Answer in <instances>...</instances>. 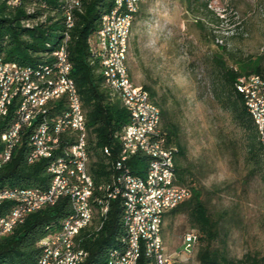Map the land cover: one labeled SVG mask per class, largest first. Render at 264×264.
<instances>
[{"label":"trees","instance_id":"trees-1","mask_svg":"<svg viewBox=\"0 0 264 264\" xmlns=\"http://www.w3.org/2000/svg\"><path fill=\"white\" fill-rule=\"evenodd\" d=\"M203 1L187 0L188 8L197 4L207 8ZM113 3L114 0H81L80 8L72 12L73 25L69 28L66 23V0H20L17 5L11 4L9 0H0V56L5 60L31 67L52 65V52L61 45L66 33L69 35L67 50L72 65L71 77L86 114L88 173L95 184L93 219L76 237L78 248L88 253L81 264H107L110 253L123 248L126 238L121 199L111 201L104 215L102 206L96 203L104 197L99 187L109 185L117 172L114 163L119 154V134L129 120V114L120 100L104 86L100 64L93 54L94 33L102 16L114 7ZM213 64L216 74L213 97L220 108L230 113L233 122L246 137L245 159L250 166L248 177L259 176L264 180V147L245 107L243 95L235 87L236 80L242 76L264 77V55L232 57L231 62L227 63L224 54L220 53L214 56ZM145 89L154 98V92ZM153 100L161 108L155 98ZM62 105L61 102L53 103L50 115L59 112ZM160 110L162 122L164 111L162 108ZM161 126L168 145L177 149L174 159L177 182L186 186L185 171L180 161L185 152L177 140L176 127L169 121ZM4 128L0 124V133ZM27 139V133L24 132L23 141L15 149L11 160L0 168V189L30 188L44 191L49 187L52 180L48 171L50 159L29 163L27 153L30 146ZM104 148L108 149V154ZM147 162L146 156H134L129 161L131 173L143 175ZM14 205L11 201L4 202L0 206V218L7 216ZM71 212V200L63 196L55 204L27 214L11 233L0 234V264H36L42 254L40 241L57 230ZM170 213H187L195 227L208 238L214 237L213 224L197 191H193L191 198L180 203ZM196 260L198 264H264V255L245 254L242 259L229 260L217 250L205 246L197 252ZM147 261L142 253L138 264H147Z\"/></svg>","mask_w":264,"mask_h":264},{"label":"rangeland","instance_id":"rangeland-1","mask_svg":"<svg viewBox=\"0 0 264 264\" xmlns=\"http://www.w3.org/2000/svg\"><path fill=\"white\" fill-rule=\"evenodd\" d=\"M203 2L207 8H188L187 0H147L127 53L133 82L154 92L164 111L161 125H175L189 198L199 193L213 224L210 239L187 213L165 214L161 237L173 264H198L197 252L205 246L229 260L264 255V180L248 177L245 134L213 97L215 55L223 53L227 63L264 55V0ZM190 230L200 240L184 259L176 253Z\"/></svg>","mask_w":264,"mask_h":264},{"label":"bare ground","instance_id":"bare-ground-1","mask_svg":"<svg viewBox=\"0 0 264 264\" xmlns=\"http://www.w3.org/2000/svg\"><path fill=\"white\" fill-rule=\"evenodd\" d=\"M19 1L9 0L13 5H17ZM146 2L147 0H114V7H112L110 12L102 16L95 31V33H98L101 43L92 42L93 54L100 64L104 86L111 91L112 95L117 96L129 114V120L120 132L123 133V137L119 140V154L115 163H124V157L132 159L136 155H143L148 158L144 170L145 173L143 175L134 174V179L131 181V189L129 182L132 173L129 164L124 166V170L115 171L116 174L109 185L99 187V190H103L104 197L103 199H98L96 203L102 206V215L106 214L109 210L111 201L120 198L123 206L122 222L126 229L123 248L111 250L112 252L107 264H121L123 259V264H138L140 248L132 246L131 231L133 228V215L142 211L143 207L146 227H139V236L146 238L143 253L148 259L147 264H173L164 250L158 212L164 218L165 214L171 211V205L167 202L166 197L170 195L169 172H171L172 167H175L176 150L173 146L168 145L167 142H161L160 131H162V126L161 124H154V122L161 123V110L147 91L135 85L127 64L132 26L141 7ZM72 4H74V8L70 10L69 23L68 8ZM80 6L81 0H66V23L69 28L73 25L72 12L79 9ZM131 10H133L131 18H128L126 16L127 12H131ZM68 39L69 35L66 33L61 45L52 52V65L31 67L7 61L3 56H0V59L5 60L6 66L31 72L29 74V82L37 83L42 78H47L49 71L50 75H57L59 60L56 56L59 55L61 58L60 79L61 82L66 83L69 87V90L52 92L43 97V91H50L52 90V85H56V76H49L48 83L43 84V87L33 86L26 93L24 101L10 104L9 109L5 111V118L0 122V124L5 126L0 133V168L11 160L15 149L23 141L22 136L24 132L27 133V140L30 146L27 160L31 164L35 159V147L32 145L31 140L44 142V148H60V152L49 153L42 158V160L50 159L48 171L52 175V180L47 190L3 188L0 189V192H34L37 195L49 196L55 189H61V192H57L51 197V201L40 199L36 204L17 211V219L22 220L14 221L6 231L0 232L1 235L11 233L14 227L21 223L27 214L38 211L47 205L55 204L60 197L73 193V190L76 191V195H83L85 193V183L88 185L87 197H82V207H86V220L78 222L70 230V244L61 245L60 252L49 256L46 264H64L66 254H70L68 264H81L86 259L88 253L78 248L76 237L82 228L91 223L94 215L92 211V197L95 184L88 173L89 155L87 151L86 114L77 86L71 77L72 65L67 50ZM237 80H241L240 88H248L250 81L253 80V86L259 87L260 93H264V77L262 76H242ZM235 87L243 95L245 107L256 126L260 143L264 147L263 112L256 111L251 104V102L257 101V93H249L245 96L244 91L238 89L237 83H235ZM16 89L17 81L6 83V89L5 83H0V109L8 108V101H3V96L13 97L16 94ZM71 95L73 96L74 107H76V113H74V119H72L74 130L63 128V122L68 120L69 114L72 111ZM60 102L63 105L55 115L43 113V111L51 110L53 103L57 104ZM42 113L43 122H36ZM17 120L22 121L18 125L14 141H10V136L17 125ZM126 128L132 131L133 144H131L130 130H126ZM75 130L79 131V150L81 154L79 174H81L82 178H71V171L68 168L70 165L71 167L77 166L79 160V151L75 149ZM45 132H56V135L55 137H46ZM124 144L131 145L124 149ZM7 149L8 155H5ZM104 152L106 154L109 153L107 148H104ZM154 157H164V161L155 163L153 161ZM53 170H56V173ZM67 179H69V184H64V180ZM114 188H117V190ZM147 188L150 189L149 193H147ZM68 197L72 203L70 218H78L81 212L80 200L76 196ZM2 204V198H0V206ZM60 227L69 228V216L61 222ZM55 231H58V229ZM44 240L45 238L40 243ZM45 256L46 249L42 247V254L36 264H41Z\"/></svg>","mask_w":264,"mask_h":264},{"label":"built area","instance_id":"built-area-1","mask_svg":"<svg viewBox=\"0 0 264 264\" xmlns=\"http://www.w3.org/2000/svg\"><path fill=\"white\" fill-rule=\"evenodd\" d=\"M11 1H17V0H11ZM74 8V4L70 5L69 10V23H70V10ZM131 12H127L128 18H131ZM92 42H100V37H98V33H94L93 41ZM59 60V68H57V75H50V71L48 73L47 78H42L37 83H30L29 82V74L31 72L24 71V70H17V68H13L11 66H6V62L4 59H0V83H5V89H6V83L9 81H17V89L16 94L13 97H4L3 101H8V108L7 109H0V122L5 118V111H7L10 107V104H15V102H22L25 99L26 93L29 92V90L33 86H42L45 83H48L49 76H56V85H52V90L50 91H43V97L47 96L48 94L56 91H62V90H69V87L66 83L61 82L60 79V67H61V58L59 55L56 56ZM240 81L236 80L238 89H242L244 91L245 96L249 93H257V101L251 102L252 106L255 108L256 111L263 112V119H264V93H260L259 87L253 86V80L250 81L248 88H240ZM72 98V111L69 114L68 120H65L63 122V128H70L74 130V127L72 126V119H74V113H76V107H74V101L73 96ZM43 113H51V110L49 111H43ZM43 113L40 115V117L36 120V122H43ZM26 118V117H24ZM22 120H17V125L14 127V130L12 131V134L10 136V141H14V136L16 133V130L18 129V125L21 124ZM154 124H161V123H155ZM60 129V128H59ZM126 130H130L131 135V144H133L132 141V131L129 128H126ZM76 131V142H75V149L79 151V160L78 165L73 167H68L71 171V178L73 177H80L82 178L81 174H79V167L80 165V150H79V131ZM46 137H55L56 132H45ZM161 135V142H167V139L165 135L163 134V131H160ZM121 137H123V133L119 134V140H121ZM32 145L35 147V159L33 160V163L42 160L44 156H47L49 153L54 152H60L59 149H48L44 148V142H36V140H31ZM131 144H124V149L127 146H130ZM5 155H8V149L5 153ZM5 160V159H4ZM130 157H124V163H115V170H124V166L129 164ZM155 163H159V161H164V157H154L153 160ZM54 173H56V170H53ZM170 174V195L166 197L167 202L171 205V210L176 208L180 203L187 200L190 195L191 191L188 187L180 185L177 182V176H176V170L175 167H172ZM134 179V174L130 175V182L129 186L131 189V181ZM64 184H69V179L64 180ZM117 190V188H114ZM61 192V189H55V191H52V193L49 194V196H42L37 195L34 192H21V193H7V192H0V198H2V203L6 201L14 202V208L11 210V212L3 217L0 218V232L6 231L9 225H12V223L16 220H22L17 219V211L26 208L27 206H31L36 204L40 201V199H48L51 201V197L57 193ZM150 192V189L147 188V193ZM88 193V185L85 183V193L83 195H76V191L73 190V193L66 194V196H76L80 200L81 204V212L80 216L78 218H70L69 215V228H62L59 227L58 231H54L51 234H49L44 241L39 243L40 247H43L46 249V256L41 264H46L49 256H53L56 252H60V246L61 245H69V232L72 230L78 222L82 220H86V207H82V197H87ZM116 200V199H114ZM145 204H146V198H145ZM159 222H160V228H162L163 223V216L159 214ZM139 227H146V219H144V207L142 208V211L139 213H136L133 215V228L131 231V238H132V246H137L140 248V255L143 253V246H145L146 238H141L139 236ZM200 240V236L197 232L190 230L183 234L182 236V246L179 250L177 256H183L184 259H188L196 246L198 245ZM70 254H66V261L64 264H68ZM124 259L121 261V264H123ZM166 261V257H165Z\"/></svg>","mask_w":264,"mask_h":264},{"label":"crops","instance_id":"crops-1","mask_svg":"<svg viewBox=\"0 0 264 264\" xmlns=\"http://www.w3.org/2000/svg\"><path fill=\"white\" fill-rule=\"evenodd\" d=\"M164 219V218H163ZM163 224V223H162ZM162 240H163V238H162Z\"/></svg>","mask_w":264,"mask_h":264}]
</instances>
